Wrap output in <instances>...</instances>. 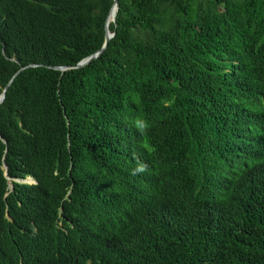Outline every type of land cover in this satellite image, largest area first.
<instances>
[{"label": "trees", "instance_id": "trees-1", "mask_svg": "<svg viewBox=\"0 0 264 264\" xmlns=\"http://www.w3.org/2000/svg\"><path fill=\"white\" fill-rule=\"evenodd\" d=\"M113 5L0 0V264H264V0H118L55 69Z\"/></svg>", "mask_w": 264, "mask_h": 264}, {"label": "water", "instance_id": "water-1", "mask_svg": "<svg viewBox=\"0 0 264 264\" xmlns=\"http://www.w3.org/2000/svg\"><path fill=\"white\" fill-rule=\"evenodd\" d=\"M118 11H119V6H118V0H114V5L111 9V12L107 18V23H106V36H105V43L103 45V48L97 52L96 54L84 59L83 61H81L79 64H77L76 66L74 67H59V68H55L57 70H61L63 72L65 71H68V70H71V69H80V68H83L87 65H89L92 61L96 60L97 58H99V56H101V54L108 48L109 46V42L111 41V39L115 36V33H112L111 30H110V25L112 23H114L115 25L117 24V14H118ZM111 16H113V20L110 21L111 19ZM32 66H28V67H25V68H22L14 77L13 79L9 82V84L7 85V87L5 88L4 92L0 95V105H2L5 100H6V92L8 90V88L12 85V83L14 82V79L22 72L24 71L25 69L27 68H30ZM0 137L2 138L1 134H0ZM7 144V142H5ZM4 168L6 170V176L7 178L9 179L8 177V174H7V170H8V167L7 165L5 164L4 165ZM10 180V179H9ZM19 181V180H18ZM19 182H22V183H26V184H36L37 182L29 177L23 181H19ZM10 188L13 189V185L10 184Z\"/></svg>", "mask_w": 264, "mask_h": 264}, {"label": "clouds", "instance_id": "clouds-1", "mask_svg": "<svg viewBox=\"0 0 264 264\" xmlns=\"http://www.w3.org/2000/svg\"><path fill=\"white\" fill-rule=\"evenodd\" d=\"M245 116H241V118H244ZM141 127H143L141 125ZM241 127V126H240ZM252 127H255L256 128H259L258 126V121H256L255 119L251 118V123L249 125H246V126H243L240 128V132H241V135H242V140L244 142V144L247 146V137H248V132H251L253 129ZM144 168L143 166H141L139 169H137V171H143ZM134 197L138 200V204L143 200L145 199V192L144 191H140V190H137L136 191V194H133Z\"/></svg>", "mask_w": 264, "mask_h": 264}, {"label": "bare ground", "instance_id": "bare-ground-1", "mask_svg": "<svg viewBox=\"0 0 264 264\" xmlns=\"http://www.w3.org/2000/svg\"><path fill=\"white\" fill-rule=\"evenodd\" d=\"M113 20V16H111V19H110V21H112Z\"/></svg>", "mask_w": 264, "mask_h": 264}]
</instances>
